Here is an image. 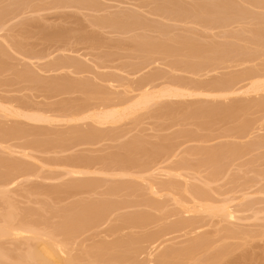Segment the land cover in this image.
<instances>
[{"label":"rangeland","instance_id":"374dc122","mask_svg":"<svg viewBox=\"0 0 264 264\" xmlns=\"http://www.w3.org/2000/svg\"><path fill=\"white\" fill-rule=\"evenodd\" d=\"M0 18V27L5 24L0 29V107L53 118L36 124L0 108V130L6 132L0 134V183L19 173L11 177V185L0 184V225L10 213L14 224L33 226L45 235L1 237L0 264H29L27 259L17 263L19 255L51 233L66 244L63 258L75 264H158L163 253L169 255L168 264H264L263 92L160 98L116 118V123H99L103 125L74 119L87 110L105 111L130 101L147 82L148 89L186 86L198 91L218 85V80L226 83L233 75L246 84L241 77L247 67L262 76L264 0H0ZM237 98L245 100L243 107ZM11 126L21 136L14 133L11 139L12 130L6 136ZM78 168L85 171L71 173ZM151 178L155 186H175L169 191L157 185L159 192L153 193ZM190 190L206 191L203 199L207 195L217 206L228 204L234 218L198 212L200 203L211 202L201 198L194 206ZM188 247L189 254L171 253Z\"/></svg>","mask_w":264,"mask_h":264},{"label":"bare ground","instance_id":"6f19581e","mask_svg":"<svg viewBox=\"0 0 264 264\" xmlns=\"http://www.w3.org/2000/svg\"><path fill=\"white\" fill-rule=\"evenodd\" d=\"M244 1V0H243ZM249 3V2H248ZM252 3V2H251ZM257 4H258V1H257ZM260 4V3H259ZM249 5H250V3H249ZM251 6V5H250ZM254 8H256L255 6H254ZM110 18V17H109ZM115 18V17H114ZM1 19V18H0ZM111 20H112V18H110ZM2 20V19H1ZM111 20H109V21H111ZM115 20H116V18H115ZM113 21L114 20H112V23H113ZM118 21H122V20H118ZM2 23V22H1ZM5 23V22H4ZM208 24H210V22L208 23ZM212 24V23H211ZM217 24V23H216ZM1 25V24H0ZM4 25L5 24H3V27H0V29L1 28H4ZM208 28V27H207ZM2 30V29H1ZM256 33V32H255ZM2 35L0 34V37H1ZM215 36V35H214ZM259 36V35H258ZM4 38V37H3ZM4 40V39H3ZM243 41V40H242ZM257 41H259V40H257ZM4 42H6V41H4ZM248 42V41H247ZM246 42V43H247ZM8 43V42H7ZM6 43V44H7ZM256 43V42H255ZM257 45V44H256ZM260 45V44H259ZM9 47L10 46H12V44L11 45H8ZM15 46H18V45H16L15 44ZM13 47V46H12ZM261 47V46H260ZM15 48V47H14ZM216 49H217V47H215ZM15 49H17L16 51H18V49H19V47L17 48H15ZM11 50H13V49H11ZM220 50V49H219ZM223 50V49H222ZM20 51V50H19ZM18 51V52H19ZM64 51V50H63ZM224 52V51H223ZM19 53H21V52H19ZM18 54V53H17ZM20 55H22L23 56V54L21 53ZM214 55H216V54H214ZM40 57V56H39ZM42 57V56H41ZM40 57V58H41ZM214 57V56H213ZM217 57V56H216ZM28 58H30V57H28ZM36 58V57H35ZM219 58V57H218ZM218 58H216V59H218ZM222 58V57H221ZM225 58V57H224ZM17 59V58H16ZM17 60H19V59H17ZM21 60V59H20ZM88 60V59H87ZM255 60V59H254ZM215 61V60H214ZM19 62V61H18ZM61 62V61H60ZM66 62L67 61H65V65H66ZM147 62H149V63H153L154 61H152V62H150V61H147ZM62 63V64H63ZM68 63V62H67ZM215 63V62H214ZM217 63V62H216ZM242 63H245V62H242ZM263 63V62H262ZM56 64V63H55ZM68 64H71V63H68ZM210 64V63H209ZM61 64L59 63V66H60ZM64 65V66H65ZM147 65V64H146ZM182 65V64H181ZM192 65V64H191ZM239 65V64H238ZM244 65V64H243ZM242 65V66H243ZM257 65H258V63H257ZM264 65V64H263ZM62 66V65H61ZM70 66H72V64L70 65ZM69 66V67H70ZM74 66V65H73ZM185 66V65H184ZM193 66V65H192ZM250 66V65H249ZM56 67H57V64H56ZM175 67V66H174ZM187 67V66H186ZM217 67V66H216ZM237 67V66H236ZM35 68V67H34ZM51 68V67H50ZM58 68V67H57ZM60 68H62V67H60ZM59 68V69H60ZM171 68V67H170ZM179 68V67H178ZM211 68V67H210ZM258 68V67H257ZM25 68H23V70H24ZM27 69V68H26ZM39 69V68H38ZM53 69V68H52ZM67 69H68V67H67ZM188 69V68H187ZM213 69V68H212ZM243 69V68H242ZM247 69H248V73L246 74V76L244 75V77H241L242 78V82H245V80L247 81V83L246 84H244V83H240L241 81L238 79V78H234V75L233 76H228V77H230V79H231V77H232V79H235V80H228V82H226V83H224L223 81L221 82L220 80H218L219 81V84L217 85H215L214 84V86H209V87H207L208 88V90L207 89H200V90H198V91H192L191 89V91L190 90H188V88H186V86H184L183 88H178V86L176 87V88H173V87H165V89H160V90H154V88H153V86H152V88H149L148 89V82L146 83V84H143V86L141 85L140 86V90H142L143 88H145L143 91H141L140 92V90L138 91L139 93L138 94H135V96L133 95L131 98L133 99H130V101H129V99H128V101L126 100H124V102H119V103H122V104H119L118 103V101H117V105H114L113 106V108H108V107H106L107 109L105 110V111H101V110H104V109H101L100 110V112H98L99 110H97V112H92L91 111V113H88V110H87V112H84L83 114L84 115H82V113H80V115L82 116V117H80V115L78 116V115H76V116H74V119H81V120H84L83 118H88L87 120H90V119H92V120H90L91 122H94V121H96V122H98L97 124H99V123H107L108 122V124H109V122L111 123L112 121H114L116 118H121V116H125V114L127 115L130 111H136L137 109H139L138 107H140L141 105H146L147 103H149L150 101H152V102H154V100L156 101L157 99H160V98H163V100H164V98L166 97V98H171V97H182V96H190V95H192V97H193V95H194V97H195V95L197 94L198 96L199 95H205V96H208V97H215V96H227V95H235V94H237V93H242V92H252V93H257V92H263L264 93V73H263V75L262 76H259V73H256V74H258L257 76H255L254 77V75H256L254 72H253V75H252V73L251 72H249V68L247 67ZM22 70V71H23ZM29 70V69H28ZM28 70H27V72H28ZM31 71H32V69H30ZM62 70V69H61ZM63 70H65V69H63ZM180 70H182L181 69V67H180ZM191 70V69H190ZM190 70H188V71H190ZM197 70V69H196ZM214 70H216L215 68H214ZM231 70V69H230ZM244 70V69H243ZM245 70H246V67H245ZM251 70V69H250ZM253 70V69H252ZM251 70V71H252ZM257 70V69H256ZM261 70V69H260ZM17 71H18V69H17ZM36 71V70H35ZM41 71H42V68H41ZM58 71V69L56 70V72ZM176 71H178V70H176ZM235 71V70H234ZM247 71V70H246ZM255 71V70H254ZM264 71V70H263ZM19 72V71H18ZM27 72H26V74H27ZM45 72V71H44ZM53 72H55V71H53ZM67 72V71H66ZM65 72V73H66ZM192 72L193 71H191V74H192ZM196 72V71H195ZM258 72V71H257ZM21 73V72H20ZM22 73H24V72H22ZM31 73V72H30ZM49 73V72H48ZM69 73H71L72 74V72H69ZM75 74H76V72H74ZM152 73V72H151ZM194 73V72H193ZM225 73V72H224ZM223 73V74H224ZM19 74V73H18ZM25 74V75H26ZM29 74V73H28ZM28 74L26 75V76H28ZM32 74V73H31ZM79 74V73H78ZM262 74V73H261ZM260 74V75H261ZM21 75V74H20ZM30 75V74H29ZM61 75V74H60ZM177 75H179V74H177ZM194 75V74H193ZM197 75V74H196ZM227 75H229V74H227ZM226 75V76H227ZM23 76V75H22ZM21 76V77H22ZM30 76H32V75H30ZM153 76H155V74L153 75ZM152 76V77H153ZM222 76V75H221ZM224 76V75H223ZM254 77V78H256V79H252L251 77ZM67 77H70V76H66V79H67ZM74 76H72V78H73ZM187 77V76H186ZM18 78H20V77H18ZM65 78V77H64ZM161 78V77H160ZM226 79H227V77H225ZM224 78V79H225ZM251 78V79H250ZM35 79V78H34ZM40 78H38V79H36V81L37 80H39ZM51 79V78H50ZM57 79V78H56ZM61 79V80H60ZM59 80L60 81H62L63 79L62 78H60ZM66 79H64V80H66ZM236 79H238V80H236ZM247 79H249V80H247ZM68 81H69V79H67ZM156 80H159V77H158V79H156ZM155 80V81H156ZM217 80V79H216ZM34 81V80H33ZM40 81V80H39ZM56 81H58V80H56ZM60 81H58V82H60ZM126 81V80H125ZM164 81V80H163ZM198 81V80H197ZM249 81V82H248ZM51 82H54V80L53 81H51ZM65 83L64 84H66V81H64ZM113 82V81H112ZM127 82V81H126ZM196 82V81H195ZM61 83H63V82H61ZM72 83V82H71ZM71 83H70V85H71ZM124 83V82H123ZM134 83V82H133ZM164 82H161V84H163ZM165 83H166V81H165ZM167 83H171V82H167ZM176 83V82H175ZM218 83V82H217ZM221 83H223V84H221ZM42 84V83H41ZM109 84V83H108ZM172 84V83H171ZM179 84V83H178ZM49 85V84H48ZM110 85V84H109ZM134 85V84H133ZM160 85V84H159ZM168 85V84H167ZM176 85V84H175ZM181 85H182V83H181ZM184 85V84H183ZM187 85V84H186ZM193 85H194V83H193ZM198 85H200V84H198ZM46 86V85H45ZM50 86H51V84H50ZM60 86V85H59ZM62 86V85H61ZM60 86V87H61ZM104 86V85H103ZM113 86V85H112ZM129 86V85H128ZM172 86V85H171ZM195 87H196V85H194ZM201 86V85H200ZM56 87H58V85H56ZM70 87V86H69ZM115 87H116V85H115ZM143 87V88H142ZM164 87V86H163ZM191 88H194V87H192V85L190 86ZM198 87V86H197ZM196 87V88H197ZM65 88V87H64ZM63 88V89H64ZM110 88V87H109ZM201 88V87H200ZM52 89V88H51ZM67 89H69L68 87H67ZM112 89H114V88H112ZM116 89V88H115ZM152 89V91H150ZM198 89H199V87H198ZM59 90V89H58ZM133 91V90H132ZM53 92V91H52ZM114 92V91H113ZM122 92H123V90H122ZM117 93V92H116ZM118 93H121V92H119L118 91ZM123 93H125V92H123ZM123 93H122V95H123ZM132 93V92H131ZM242 95V94H241ZM245 95V94H244ZM260 95V94H259ZM118 96L119 97H121L119 94H118ZM117 96V97H118ZM262 96V95H261ZM118 97V98H119ZM124 97V96H123ZM122 97V98H123ZM134 97V98H133ZM260 97V96H259ZM117 98V99H118ZM124 98H129L128 96L127 97H124ZM183 98V97H182ZM191 98V97H190ZM249 98V97H248ZM263 98H264V95H263ZM4 99V98H3ZM14 99V98H13ZM172 99V98H171ZM177 99V98H176ZM260 99V98H259ZM229 100H231V99H229ZM238 100H240L239 98H237V101ZM243 100V99H242ZM249 100V99H248ZM250 100H252V99H250ZM8 101V100H7ZM120 101V100H119ZM170 101V100H169ZM176 101V100H175ZM180 101V100H179ZM188 101V100H187ZM228 101V100H227ZM234 101V100H233ZM261 101V100H260ZM1 102H2V100H1ZM4 103L6 102V99L3 101ZM177 102V101H176ZM236 102V101H235ZM240 102H241V100H240ZM242 102H245V100H243ZM241 102V104H242V107H243V103ZM62 103V102H61ZM110 103V102H109ZM112 103V102H111ZM125 103V104H124ZM167 103V102H166ZM171 103H172V100H171ZM174 103V102H173ZM178 103V102H177ZM206 103V102H205ZM217 103H219V104H221L220 102H217ZM238 103V102H237ZM236 103V104H237ZM261 103H263V102H261ZM53 104V103H52ZM124 104V105H123ZM150 104V103H149ZM224 104V103H223ZM230 104H233L232 102L230 103ZM255 104H257V103H255ZM260 104V103H259ZM264 104V103H263ZM263 104H261L262 106H263ZM6 105V104H5ZM51 105V104H50ZM58 106H59V104H57ZM56 105V106H57ZM63 105V104H62ZM93 105V104H92ZM109 105V104H108ZM111 105V104H110ZM166 105H168V104H166ZM234 105H235V103H234ZM238 105V104H237ZM261 105H257L258 107H260ZM23 106H24V104H23ZM46 106V108H47V106H48V104L47 105H45ZM65 106H66V104H65ZM89 106H90V104H89ZM112 106V105H111ZM156 106V105H155ZM169 106V105H168ZM227 106V105H226ZM252 106H253V103H252ZM256 106V105H255ZM256 106V107H257ZM2 108H3V111H2V113H4V111H7V112H9V114L8 113H6V116H7V114L8 115H12L11 117H17L18 118V116L19 115H23V117L22 118H24V117H26V119H28V120H33V121H35V123L38 121V122H42L43 120H46L45 122H48V120H49V118L50 117H48L49 115H43V112L40 114H38V113H36V114H26V113H22V111L20 110H18V111H16L17 109L15 108V107H11V106H9L10 108H14V110H12V109H10V108H6V107H4V105H2L1 106ZM0 107V108H1ZM8 107V106H7ZM63 107V106H62ZM67 107V106H66ZM92 107V106H91ZM218 107V106H217ZM32 108V107H31ZM65 108V107H64ZM63 108V109H64ZM141 108V107H140ZM180 108V107H179ZM212 108V107H211ZM232 109H233V107H231ZM230 108V109H231ZM5 109V110H4ZM16 109V110H15ZM37 109V108H36ZM63 109H59L60 111L61 110H63ZM85 109V108H84ZM99 109V108H98ZM135 109V110H134ZM159 109V108H158ZM168 109V108H167ZM173 109H176V108H173ZM228 109V108H227ZM257 109V108H256ZM23 110V109H22ZM30 110V109H29ZM28 110V111H29ZM41 110H43V109H41ZM45 110V109H44ZM58 110V109H57ZM72 110H73V108H72ZM72 110H71V112H72ZM80 110V109H79ZM93 110V109H92ZM165 110V109H164ZM257 110H259V108L257 109ZM50 111H52L51 109H50ZM49 111V112H50ZM64 111V110H63ZM68 110H66V112H67ZM75 111V110H74ZM85 111V110H84ZM94 111V110H93ZM96 111V110H95ZM264 111V110H263ZM31 112V111H30ZM45 112H47V110L45 111ZM55 112H56V110H55ZM62 112V111H61ZM69 112H70V109H69ZM77 112V111H76ZM90 112V111H89ZM258 112V111H257ZM48 113V112H47ZM53 113V112H52ZM52 113H50V114H52ZM58 113V112H57ZM60 113V112H59ZM64 113V112H63ZM73 113V112H72ZM86 113V114H85ZM262 113V112H261ZM5 114V113H4ZM55 114V113H54ZM62 114V113H61ZM131 114V113H130ZM16 115H18V116H16ZM57 115V114H56ZM60 115V114H59ZM52 116H54L53 114H52ZM66 116V115H65ZM65 116H62V118H65ZM68 116V115H67ZM10 117V118H11ZM55 117V116H54ZM57 117H61V116H57ZM77 117V118H76ZM20 118V117H19ZM56 118V117H55ZM54 118V119H55ZM61 118V119H62ZM69 118V117H68ZM90 118V119H89ZM119 118H118V120H119ZM25 119V118H24ZM53 119V118H52ZM52 119L50 118V122L52 121ZM66 119V118H65ZM70 119V118H69ZM73 118H71L70 120H74ZM67 120V119H66ZM76 120H74L75 122H76ZM4 121V120H3ZM10 121V120H9ZM23 121V120H22ZM55 121V123H56V119L54 120ZM59 121H61L60 119H59ZM65 121V120H64ZM63 121V122H64ZM73 121V122H74ZM116 121V120H115ZM114 121V123H116ZM256 121H257V118H256ZM255 121V122H256ZM5 122V121H4ZM29 122V121H28ZM37 122V123H38ZM68 122V121H67ZM71 122V121H70ZM69 122V123H70ZM77 122H78V120H77ZM82 122V121H81ZM252 122V121H251ZM260 122V121H259ZM22 123V122H21ZM36 123V124H37ZM118 123V122H117ZM8 124H10V123H8ZM7 124V125H8ZM13 124V123H12ZM19 124H20V122H19ZM23 124V123H22ZM68 124V123H67ZM113 124V123H112ZM249 124V123H248ZM253 124H255V123H253ZM257 124V123H256ZM21 125V124H20ZM20 125H19V128H20ZM28 125V124H27ZM27 125H25V126H27ZM30 125V124H29ZM99 125H103V124H99ZM111 125V124H110ZM2 126V125H1ZM0 126V127H1ZM16 126L18 127V123H16ZM23 127H24V124L22 125ZM21 126V127H22ZM37 126V125H36ZM35 126V127H36ZM42 126H43V124H42ZM76 126V125H75ZM94 126V125H93ZM250 126V125H249ZM253 126V125H252ZM16 127V128H17ZM38 127V126H37ZM37 127H36V129H37ZM40 127V126H39ZM246 127H247V125H246ZM257 127V126H256ZM2 128H4V127H2ZM1 128V129H2ZM11 128V129H10ZM9 129H7L8 131H7V135L6 136H8L9 134H8V132H10V130H12V132H11V134L13 133V128H14V126L12 127H10ZM16 128H14V131L16 130ZM19 128H18V131H19ZM42 128V127H41ZM41 128L39 129L40 131H41ZM68 128V127H67ZM74 128V127H73ZM89 128V127H88ZM243 128V127H242ZM258 128V127H257ZM257 128H256V130H257ZM4 129H6V128H4ZM23 129V128H22ZM21 129V131H23V130H25L26 128H24L23 130ZM33 130H34V128H32ZM45 129V128H44ZM95 129V128H94ZM250 129H252V128H250ZM255 129V128H254ZM3 130V129H2ZM2 130H0V132L2 131ZM32 130V131H33ZM38 130V129H37ZM36 130V133L38 132ZM48 130H49V128H48ZM78 130V129H77ZM100 130V129H99ZM255 130V131H256ZM20 131V132H21ZM260 131H261V129H260ZM2 132H5V130L4 131H2ZM2 132L0 133V134H2ZM26 133L27 132H29V131H25ZM30 132H31V129H30ZM46 132H48L47 131V129H46ZM52 132V131H51ZM76 132V131H75ZM249 132V131H248ZM251 132H252V130H251ZM250 132V133H251ZM254 132V131H253ZM6 133V132H5ZM5 133H3V134H5ZM14 133H16V132H14ZM12 134V138L11 139H15V137H14V135L15 134ZM18 134H19V132H17ZM17 133H16V137H19V136H21V135H17ZM24 133V132H23ZM35 133V132H34ZM39 133H41V132H38L36 135H38ZM50 132H48V134H49ZM33 134V133H32ZM79 134V133H78ZM82 134H83V132H82ZM89 134H91L90 132H89ZM88 134V135H89ZM259 134V133H258ZM261 134V133H260ZM30 135V134H29ZM41 135V134H40ZM90 136H92V134L90 135ZM248 136V135H247ZM3 137V136H2ZM22 137H25V135H23ZM77 137V136H76ZM81 137V136H80ZM29 138V137H28ZM84 138V137H83ZM87 139H90L89 137H86ZM5 139V138H4ZM23 139V138H22ZM38 139V138H37ZM86 139V141L88 142V140ZM262 139H263V137H262ZM2 140H3V138H2ZM10 140V139H9ZM79 140V139H78ZM6 141H8V139L6 138L5 139V142ZM15 141H17V140H15ZM14 141V142H15ZM19 141V140H18ZM26 142V141H25ZM41 142V141H40ZM12 143V142H11ZM258 143V142H257ZM256 142H255V144L254 145H256L257 144ZM264 144V143H263ZM9 145V144H8ZM13 146L15 145V143L14 144H12ZM11 145V146H12ZM21 145V144H20ZM258 145H259V143L257 144V147H258ZM15 146H17V144L15 145ZM18 146H19V144H18ZM22 146V149L24 148L23 147V145H21ZM201 146V145H200ZM1 147V146H0ZM10 147V146H9ZM183 147V146H182ZM28 148V147H27ZM170 148H172V147H170ZM175 148V147H174ZM204 148H206V147H204ZM7 149V148H6ZM163 149H165V148H163ZM188 149V148H187ZM191 149V148H190ZM226 149V148H225ZM236 149V148H235ZM5 150V149H4ZM172 150H173V148H172ZM189 150V149H188ZM233 150V149H232ZM9 151V150H8ZM21 151V150H20ZM23 151V150H22ZM182 151V150H181ZM229 151V150H228ZM10 152V151H9ZM14 152V151H13ZM28 152V151H27ZM173 152V151H172ZM180 152V151H179ZM16 153H17V151H16ZM174 153V152H173ZM183 153V152H182ZM189 153V152H188ZM187 153V154H188ZM206 153V152H205ZM234 153V152H233ZM23 154V153H22ZM180 153H178V155H179ZM206 154H208V153H206ZM24 155V154H23ZM31 155V154H30ZM170 155V154H169ZM171 156H172V154H171ZM185 156H187V155H185ZM208 156H210V154L208 155ZM213 156V155H212ZM32 157V156H31ZM184 156H182V158H183ZM168 158V157H167ZM173 158H174V156H173ZM185 158V157H184ZM32 159V158H31ZM179 159V158H178ZM188 159V158H187ZM39 160V159H38ZM37 160V161H38ZM167 160V159H166ZM177 160V159H176ZM186 160V159H185ZM169 161V160H168ZM173 161V160H172ZM175 161V160H174ZM187 162H188V160H186ZM185 161V162H186ZM41 163V162H40ZM39 163V164H40ZM78 163V162H77ZM151 163V162H150ZM60 165V164H59ZM68 165V164H67ZM119 165V164H118ZM148 165H150V164H147V167L148 168H150ZM172 165V164H171ZM190 165V164H189ZM82 166V165H81ZM121 166V165H120ZM151 166V165H150ZM155 166V165H154ZM185 166V165H184ZM183 166V167H184ZM187 166H188V164H187ZM62 167V166H61ZM77 167H79V166H77ZM86 167V166H85ZM116 167V166H115ZM147 167H146V169L145 168H143V169H145V170H147ZM181 167V166H180ZM191 167V166H190ZM189 167V168H190ZM18 170H19V168L18 167H16ZM109 168V167H108ZM112 168V167H111ZM158 168V167H157ZM156 168V169H157ZM173 168V167H172ZM172 168H170V169H172ZM178 168H179V165H178ZM14 169V168H13ZM66 169V168H65ZM83 169V168H82ZM105 169V168H104ZM107 169V168H106ZM116 169V168H115ZM114 169V170H115ZM120 169V168H119ZM118 169V170H119ZM124 169V168H123ZM122 169V171H124ZM131 169V168H130ZM165 169V168H164ZM169 169V168H168ZM191 169V168H190ZM23 170V169H22ZM87 170V169H86ZM113 170V171H114ZM129 170V169H128ZM155 170V169H154ZM163 170V169H162ZM167 170V169H166ZM173 170V169H172ZM182 171H183V169H181ZM186 170H188V169H186ZM11 171V170H10ZM10 171L8 172V173H10ZM85 170H83V171H81V170H79V168H78V170L77 169H74V170H71V173L72 174H80V173H83ZM96 171V170H95ZM102 171V170H101ZM112 171V172H113ZM117 171V170H116ZM120 171V170H119ZM130 171V170H129ZM133 171V170H132ZM132 171H131V173H132ZM148 171V170H147ZM153 171V170H152ZM159 171V170H158ZM170 171V170H169ZM175 171H177V170H175ZM174 171V172H175ZM213 171H215V170H213ZM19 172V171H18ZM23 172H24V170H23ZM88 172H89V170H88ZM103 172V171H102ZM115 172V171H114ZM125 172V171H124ZM128 172V171H127ZM126 172V173H127ZM149 172V171H148ZM148 172H146V174L148 173ZM163 172V171H162ZM178 172V171H177ZM14 173H15V175H16V172L14 171ZM85 173H87V171L85 172ZM97 173V172H96ZM100 173V172H99ZM104 173V172H103ZM108 173H109V170H108ZM152 173V172H151ZM154 173V172H153ZM176 173V172H175ZM184 173V172H183ZM11 174H12V171H11ZM10 174V175H11ZM18 174L19 173H17V177H18ZM21 174H24V173H21ZM65 174V173H64ZM102 174V173H101ZM100 174V175H101ZM165 174V173H164ZM211 174V173H210ZM209 174V175H210ZM214 174V173H213ZM217 174H218V172H217ZM220 174V173H219ZM14 175V174H13ZM12 175V176H13ZM14 175V176H15ZM25 175H26V173H25ZM104 175H106V173H104ZM136 175H138V174H136ZM161 175V174H160ZM216 175V174H215ZM6 175H4L3 176V178L5 177ZM9 175H7V177H8ZM11 176V177H12ZM13 176V177H14ZM109 176V175H108ZM119 176H120V174H119ZM130 176H132L131 174H130ZM133 176H135V175H133ZM132 176V177H133ZM217 176H219V175H217ZM10 176L8 177V178H5V179H8V181H11V182H9L7 185H9L10 183H12L15 179H13V178H11ZM75 177H76V175H75ZM90 177V176H89ZM129 177V176H128ZM141 177V176H140ZM146 177V176H145ZM151 177V176H150ZM153 177H154V175H153ZM210 177H211V175H210ZM213 177V176H212ZM211 177V178H212ZM216 177V176H215ZM87 178V177H86ZM85 178V179H86ZM148 179H149V177H147ZM160 178V177H159ZM178 178V177H177ZM188 178V177H187ZM218 178V177H217ZM13 179V180H12ZM17 179V178H16ZM81 179V178H80ZM140 179V178H139ZM155 179V178H154ZM153 179V180H154ZM162 179V178H161ZM213 179V178H212ZM215 179V178H214ZM213 179V180H214ZM1 180H3L2 178H1ZM125 180V179H124ZM141 180H142V178H141ZM184 180V179H183ZM188 180V179H187ZM204 180V179H203ZM211 180V179H210ZM217 180V179H216ZM7 181V182H8ZM17 182H18V180H16ZM147 181V180H146ZM150 181V180H149ZM204 181H206V180H204ZM3 182V181H2ZM6 181H4L3 183H5ZM6 182V183H7ZM151 182H152V178H151ZM190 182V181H189ZM188 182V183H189ZM201 182V181H200ZM203 182V181H202ZM3 183H0V184H3ZM15 183V182H14ZM13 183V184H14ZM154 183H157V182H154ZM183 183V182H182ZM213 183V182H212ZM152 184H153V182H152ZM149 185V186H151V191L153 192V193H157V192H159V188H161V190L162 189H164V187H167V189L169 190V191H171L170 189L173 187V182H166V183H164L163 184V182H162V187H161V185L159 186L158 184V186H159V188L157 189L156 188V186L153 184V185ZM160 184H161V182H160ZM191 184V183H190ZM199 184V183H198ZM11 185V184H10ZM194 185V184H193ZM175 186V185H174ZM190 186V185H189ZM188 186V187H189ZM202 186V185H201ZM207 186H209V185H207ZM0 187H1V185H0ZM11 187V186H10ZM126 187H127V185H126ZM179 187V186H178ZM182 187H184V186H182ZM170 188V189H169ZM212 188V187H211ZM183 189V188H182ZM200 189V188H199ZM213 189V188H212ZM150 190V189H149ZM154 190L156 191V190H158L157 192H154ZM160 190V191H161ZM172 190H173V188H172ZM180 190V189H179ZM201 190V189H200ZM214 190V189H213ZM233 190V189H232ZM165 191H167V190H165ZM199 191V190H198ZM194 191L193 190V192L190 190V192H192V193H190L191 195V199H192V202H193V204H194V206H195V204L196 205H198L200 202L199 201H202V199H203V197H205V192H204V194L202 193V191ZM149 192V191H148ZM164 192V191H163ZM177 192H178V190H177ZM180 192H181V190H180ZM198 192V193H197ZM201 192V193H200ZM237 192V191H236ZM246 192V191H245ZM153 193H152V195H153ZM161 193V196H162V192H160ZM165 193V192H164ZM216 193V192H215ZM234 193V192H233ZM210 194V193H209ZM211 194H213L212 192H211ZM170 195V194H169ZM172 195V194H171ZM174 195V194H173ZM244 195V194H243ZM246 195V194H245ZM160 196V197H161ZM155 197V196H154ZM187 197H188V195H187ZM208 196L206 195V199L208 200V198H207ZM217 197V196H216ZM215 197V198H216ZM219 197V196H218ZM180 198V197H179ZM185 198V197H184ZM202 198V199H201ZM223 198V197H222ZM230 198V197H229ZM244 198V197H243ZM186 199V198H185ZM201 199V200H200ZM206 199L204 200L205 202H206ZM210 199V198H209ZM218 199V198H217ZM221 199V198H220ZM220 199H219V201H220ZM182 200V199H181ZM211 200V199H210ZM231 200V199H230ZM203 201V202H204ZM209 201V200H208ZM221 201H223V200H221ZM226 201V200H225ZM188 202V201H187ZM209 202H211V203H207V204H202V203H200L198 206H199V208L200 209H195V210H197L198 212H201V211H199V210H206V211H208V212H210V213H215V215H216V213L218 214V215H222L223 217H227V219L228 218H234V210H232L231 209V207L230 206H228V204L227 205H225V204H223V205H219V206H217L216 204L217 203H214L213 204V201H209ZM233 202V201H232ZM239 202V201H238ZM184 204H186L185 202H183ZM222 203V202H221ZM220 203V204H221ZM236 203V202H235ZM178 204V203H177ZM190 204V203H189ZM177 206V205H176ZM187 206H188V204H187ZM194 206H192V204L191 205H189V207L190 208H188L189 210L192 208V207H194ZM193 209V208H192ZM194 210V211H195ZM186 211H187V208H186ZM184 212V211H183ZM188 212V211H187ZM190 212V211H189ZM203 212V211H202ZM105 213V212H104ZM112 213V212H111ZM186 213V212H185ZM192 213V212H191ZM180 214V213H179ZM199 215V214H198ZM198 215H196V217H200V215L198 216ZM101 216H103V215H101ZM105 216V215H104ZM107 216V215H106ZM187 216H189V215H187ZM193 216V215H192ZM207 216V215H206ZM203 217V216H202ZM204 217H205V214H204ZM219 217V216H218ZM11 214L10 213H5V215H3V221H1L2 223H1V225H0V238L1 237H3V236H22V235H28L29 237L28 238H33V239H38V238H40L42 235H40L41 233H39L38 231H37V229H34V228H32L31 226H29V225H27V224H24V223H22V224H20V223H18V224H14L13 223V220L11 221ZM127 219V218H126ZM129 219V218H128ZM126 220V221H129V220ZM123 220L125 221V219L123 218ZM179 220H181V219H179ZM179 220L177 221V222H179ZM190 220V219H189ZM220 220V219H219ZM125 221V222H126ZM182 221V220H181ZM180 221V223H182ZM188 221V220H187ZM191 221V220H190ZM174 224V223H173ZM172 224V225H173ZM183 224H185V222L183 223ZM191 224V223H190ZM179 225V224H178ZM181 225V224H180ZM187 225H189V223L187 224ZM187 225H186V227H187ZM175 227H177V226H175ZM174 227V228H175ZM180 227V226H179ZM179 227H177L178 229H179ZM192 227V226H191ZM37 228V227H36ZM172 228V227H171ZM181 228V227H180ZM61 229V228H60ZM169 229V228H168ZM182 229V228H181ZM190 229V228H189ZM56 230V229H55ZM172 230H177V229H171V231ZM224 230V229H223ZM61 231H62V229H61ZM164 231V230H163ZM163 231H161L162 232V234H163ZM166 231H168L167 229L165 230V232ZM169 231H170V229H169ZM228 231V230H227ZM226 232V231H225ZM230 232H231V230H230ZM234 232V231H233ZM55 233H57V232H55ZM64 233V232H63ZM226 233H228V232H226ZM235 233V232H234ZM44 234H45V232H44ZM58 234V233H57ZM56 234V235H57ZM60 234V233H59ZM159 234V233H158ZM158 234H157V236H158ZM231 234V233H230ZM49 235V234H48ZM47 235V236H48ZM54 235V234H53ZM61 235V234H60ZM59 235V236H60ZM153 235V234H152ZM152 235H150L151 236V238L153 237V238H156L155 236H152ZM155 235V234H154ZM160 235V234H159ZM166 235V234H165ZM184 235V234H183ZM50 236V235H49ZM55 236V235H54ZM42 237H45V235H43ZM58 237V236H57ZM56 237V238H57ZM55 237H53L52 236V233H51V236L50 237H48V238H46L43 242H39L40 244H35V245H32V246H29L25 251H24V253H22L21 255H19V257L18 258H20V256H21V258H20V261L19 260H17L18 262L17 263H25L24 261H25V259H27L28 261L30 260V262H28L29 264L31 263V264H59L60 262L62 263V264H75L73 261H71V260H69V258L68 257H65V258H63V256H66V244L62 241V240H59V239H56ZM27 239V238H26ZM63 239V238H62ZM157 239V238H156ZM159 239V238H158ZM155 240V239H154ZM154 240H152L151 239V242H153ZM36 241V240H35ZM38 241V240H37ZM167 241V240H166ZM165 241V242H166ZM155 242V241H154ZM160 242V241H159ZM164 242V241H163ZM161 243H162V241H161ZM154 245L156 244V243H153ZM194 244H196V243H194ZM193 244V245H194ZM151 245V244H150ZM159 245H161V244H159ZM153 246V245H152ZM188 246H190L191 247V244L190 245H188ZM157 247V246H156ZM156 247L155 248H153V250L154 249H156ZM162 247V246H161ZM190 247H188V248H184L185 250H187V249H189ZM195 247V246H194ZM183 249V250H184ZM193 249V248H192ZM150 250V249H149ZM182 249H180V248H178L177 250H176V252H171L172 254H174L175 253V255H179V254H182V255H186L185 253H188L189 254V251L191 250V249H189L187 252L184 250H182ZM169 251H172V250H169ZM169 251H167V252H169ZM179 251V252H178ZM153 252V251H152ZM171 253H169V254H171ZM65 254V255H64ZM69 254V253H68ZM149 254V253H148ZM151 254V253H150ZM5 255V254H4ZM181 255V256H182ZM0 256H2V254H0ZM151 256V255H150ZM169 257V255H168V253L167 254H164L163 253V256H162V259L161 260H159L158 261V264H168L167 263V260L165 261V259L166 258H168ZM22 257H23V260H22ZM179 257V256H178ZM153 261V260H152ZM164 261L166 262V263H164Z\"/></svg>","mask_w":264,"mask_h":264}]
</instances>
